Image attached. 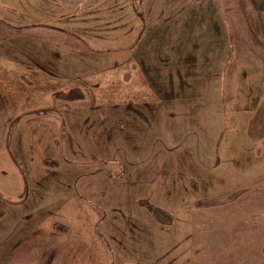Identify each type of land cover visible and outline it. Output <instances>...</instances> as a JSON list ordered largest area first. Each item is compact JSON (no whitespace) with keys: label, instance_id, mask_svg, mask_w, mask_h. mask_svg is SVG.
Listing matches in <instances>:
<instances>
[{"label":"crops","instance_id":"obj_1","mask_svg":"<svg viewBox=\"0 0 264 264\" xmlns=\"http://www.w3.org/2000/svg\"><path fill=\"white\" fill-rule=\"evenodd\" d=\"M60 1L0 0V41L11 42L0 50V63H7L0 64L1 72L29 77L35 72H80L84 61L79 43L94 61L108 63L107 72L119 69L123 97L129 90L136 91L135 96L120 101L121 135L128 141L141 138L140 150L147 142L156 167L184 169L189 180L182 184L187 183L184 191L190 206L179 210L193 211L190 184L197 185V198L206 201L204 207H226L210 201L235 204L243 199L248 209L250 246L262 242L257 246L264 256V171L258 169L264 168V0H124L120 15L107 20L113 27L94 39L78 30L80 23L75 19L72 32H65V20L59 19L64 15L65 0ZM18 35L25 36L29 52L20 48L17 54L12 48ZM65 35H72V44L66 43ZM81 99L72 97L70 101ZM43 110V116L47 113L54 121L60 120L49 105ZM11 114L15 115L5 108L0 115V189L6 194L19 193L15 180L10 182L9 174H20L11 154L16 157L23 153L26 137L33 130L30 117L24 118L27 122L14 124ZM11 122L16 125L14 131ZM149 137L153 139L149 141ZM249 138L259 139L261 144L254 148H262L256 158H250L248 179L242 180L240 172L225 176V168L238 166L253 148L243 144ZM2 169L7 175L2 176ZM14 193L11 195L17 196ZM9 201L0 195V223L6 218L14 234V250L19 247L16 254L11 251L13 263L89 264L88 258L71 259L65 251L54 250L74 238L97 246V238L75 225L79 221L74 219L79 217L75 211L57 214L67 218L59 221L61 224L42 226L46 218L55 215V211L45 209L39 213L41 226L33 231L34 214L16 209L24 203L23 198ZM185 261L180 259L178 264ZM148 263L143 257L115 261L113 255L110 261ZM165 263L167 260L161 264Z\"/></svg>","mask_w":264,"mask_h":264},{"label":"rangeland","instance_id":"obj_2","mask_svg":"<svg viewBox=\"0 0 264 264\" xmlns=\"http://www.w3.org/2000/svg\"><path fill=\"white\" fill-rule=\"evenodd\" d=\"M123 1L65 0L61 10L64 15H59L62 16L59 19L65 20V32H72L75 19L76 24L80 23L78 30L94 39L97 34L104 35L106 28L113 27L107 20L120 15ZM69 36L65 37L66 43L72 44ZM10 43L0 41V50ZM15 44L12 48L17 54L20 48L29 52L24 35H18ZM28 45L35 47L31 41ZM79 46L84 61L80 72H35V78L34 74L29 77L0 70V115L8 108L15 114L10 115L14 124L27 122L24 118L30 117L33 126L23 153L16 157L11 154L20 174L16 177L9 174L10 182L15 180L19 193L8 191L6 194L0 189L1 199L11 202L23 198L24 203L16 209L34 214L33 231L38 226L57 225L66 220L64 216H57L61 212L75 211L74 215H79L74 218L79 220L75 225H81L82 232L97 238V246L92 241L83 244L86 240L74 238L54 250L65 251V256L71 259L88 258L89 264H110L112 255L115 261L143 257L148 264L166 260L165 264L172 261L178 264L184 258L185 264H264L263 250L257 246L262 242H253L250 246L248 209L243 199L235 204L210 201L226 204V207L215 206L219 209L204 207L206 201L197 198L200 195L196 192L197 185L190 184L194 194L193 211L179 210L190 206L184 191L187 183L182 184L189 180L186 172L182 168L156 167L147 142L140 150L141 138L128 141L121 135L120 101L135 96L136 91L129 90L123 97L119 69L107 72V62L94 61L89 57L90 51L83 44ZM60 76L65 80H57ZM74 88L78 91L74 92ZM78 96L82 99L70 101ZM48 105L56 117L60 115L59 121L47 117V113L41 114H45L43 109ZM10 126L14 131L16 125L12 126L11 122ZM243 144L250 145L249 150L253 148L243 156L240 168H225V176L240 172L242 180L248 179L250 158L261 153L262 145L254 148L261 144L255 138ZM1 159L0 154V162ZM258 169L264 171V168ZM1 172L2 176L7 175V170ZM45 209L55 211V215L41 224L43 218L39 213ZM0 227V264H15L11 251L16 254L19 247L14 250V234L6 218Z\"/></svg>","mask_w":264,"mask_h":264}]
</instances>
